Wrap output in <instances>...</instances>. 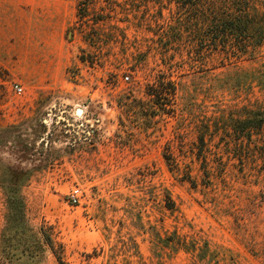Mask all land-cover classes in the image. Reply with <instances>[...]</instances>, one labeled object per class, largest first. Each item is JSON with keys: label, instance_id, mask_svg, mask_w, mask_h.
I'll use <instances>...</instances> for the list:
<instances>
[{"label": "rangeland", "instance_id": "374dc122", "mask_svg": "<svg viewBox=\"0 0 264 264\" xmlns=\"http://www.w3.org/2000/svg\"><path fill=\"white\" fill-rule=\"evenodd\" d=\"M194 1L0 0V264H264V35Z\"/></svg>", "mask_w": 264, "mask_h": 264}, {"label": "trees", "instance_id": "16d2710c", "mask_svg": "<svg viewBox=\"0 0 264 264\" xmlns=\"http://www.w3.org/2000/svg\"><path fill=\"white\" fill-rule=\"evenodd\" d=\"M190 2V1H189ZM202 9L195 7L199 12L197 18L204 24L202 41L213 48L228 49L234 52H246L252 43L261 44L254 35H264L262 12L253 5V0H206ZM197 4L195 0L192 5ZM173 87L170 81H161ZM173 92L160 91L155 94L160 103L170 100ZM161 100V101H160ZM169 158V157H168Z\"/></svg>", "mask_w": 264, "mask_h": 264}, {"label": "built area", "instance_id": "2783aa9c", "mask_svg": "<svg viewBox=\"0 0 264 264\" xmlns=\"http://www.w3.org/2000/svg\"><path fill=\"white\" fill-rule=\"evenodd\" d=\"M126 79L128 78L127 76L125 77ZM13 90L17 93H21L22 92V87L17 84V83H14L13 84ZM79 195H80V189L79 188H76L74 187L73 189H71L68 193V201L71 203V204H75L78 202L79 200Z\"/></svg>", "mask_w": 264, "mask_h": 264}, {"label": "water", "instance_id": "95a60500", "mask_svg": "<svg viewBox=\"0 0 264 264\" xmlns=\"http://www.w3.org/2000/svg\"><path fill=\"white\" fill-rule=\"evenodd\" d=\"M76 113H77V114H81V113H82V112H81V109H80V108H77V109H76Z\"/></svg>", "mask_w": 264, "mask_h": 264}, {"label": "bare ground", "instance_id": "6f19581e", "mask_svg": "<svg viewBox=\"0 0 264 264\" xmlns=\"http://www.w3.org/2000/svg\"><path fill=\"white\" fill-rule=\"evenodd\" d=\"M81 112H82V110H81Z\"/></svg>", "mask_w": 264, "mask_h": 264}]
</instances>
